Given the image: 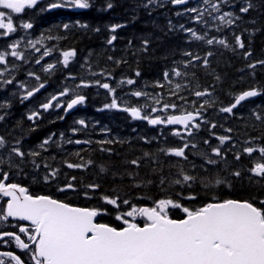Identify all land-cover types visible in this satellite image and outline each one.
<instances>
[{
    "label": "trees",
    "instance_id": "16d2710c",
    "mask_svg": "<svg viewBox=\"0 0 264 264\" xmlns=\"http://www.w3.org/2000/svg\"><path fill=\"white\" fill-rule=\"evenodd\" d=\"M48 2L53 3L55 0ZM123 2H129L130 4L145 2L147 4L151 3L153 6L147 7L144 11L145 14L140 16H138V10L134 8H128L123 12L124 16L122 18H130L135 29L142 25L143 32L140 34L138 32L134 33L132 37L136 40L143 38V41L138 44H144L143 46L136 44L134 54L129 53L130 46L128 44L123 48L124 53L122 55H113L112 73H96L97 75H93L92 72L89 73L77 68L74 62L69 63L68 67H63L59 56L52 57L50 58L51 61L47 62H55L53 63L56 65L55 67L66 76L64 83L74 90V96L86 92V95H83L89 99L91 111L100 107L105 108L106 104L111 103L113 94L110 98L106 90L101 89L94 83L96 80L104 83L108 77L112 79L111 86L116 88L115 96L118 98L117 102L121 109L124 107H142L145 103L158 109L162 108L165 102L177 104L176 109L169 108L165 110L164 116L181 115L185 110L195 111L204 100L210 99L211 106L206 105L205 109L209 110L211 119H216V115L219 114L216 111L217 109L230 106L234 103L236 95L251 88L259 90L264 99V85H260L257 78L264 80V71L256 74L258 82H254L251 80L254 75L248 68V65L255 60L264 59L260 55L264 49V0H229V3L221 4V12H233L240 17L231 26L213 21V17L220 14L215 12L211 16L208 12H204L203 20L207 21V24L195 22L194 19L198 13H195L194 17L186 9L195 7L200 11H204V9L211 11L210 6L204 4L203 0H192L187 5L177 8H174L169 0H151V2L149 0H113L115 8L116 4ZM246 2H250L253 7L250 8L249 12L241 13L239 8L245 6ZM157 3L160 4L158 9L154 6ZM57 9L44 10L39 14H33L31 19L24 20V22L27 21L33 24L32 33L29 32L31 36L38 37L36 32L41 33V31L48 33L43 37L42 43L36 45V48L40 49L39 52L42 53V51L49 48L56 53H62L65 50H75L76 52L79 43L81 48L84 49L92 45L93 40L90 41L87 35L82 34L81 38H75L72 26L63 32V22L59 19ZM157 11L158 13H156ZM114 16L117 17L116 14ZM76 20L77 16L70 14L65 17L64 23L72 22L73 24ZM181 25H183V29H181ZM217 27L221 30L218 31ZM188 28L195 30L198 35L204 36L205 39L196 40L191 38V34L184 30ZM18 29L24 31V34L27 31L19 27ZM221 34L224 35L230 47H221L217 43L212 45L206 43L207 39L211 37L218 38ZM236 35L241 37L244 44V48H240L244 52L241 56L234 54ZM145 41H147L146 45ZM142 48H144V52H141ZM88 49L94 55L90 61L97 62L101 55L100 52L95 48ZM197 49L199 52L204 53L195 55ZM254 50L258 51L257 58L253 56L245 57V53ZM18 51L24 53L25 59H18L14 65L15 68H18L16 82L30 83V80L21 69L30 66L37 68L35 61L42 54H38L32 47L27 49L26 46L21 45ZM187 53L192 55L189 56ZM196 56L199 59L194 60L193 57ZM205 58L207 59L206 65L204 63ZM84 59L88 61V58ZM189 61L191 63H188ZM43 63L44 61L42 65ZM174 68L182 73H187V75L180 77L172 75ZM165 71L170 73V78L173 81L171 85H168L167 81L164 80L163 74ZM34 72L41 77L40 82L43 83L57 81L58 79L55 78L58 76L57 74L52 78L45 77L48 75H44L40 71L35 70ZM137 72L140 73L139 76H136ZM70 76L75 77V79L69 78ZM126 79H133L135 83L129 86L119 84L121 80ZM81 80L90 83L92 86L85 89L77 88L76 86L81 83ZM61 81L63 82L62 79ZM157 81L163 83L165 87H156ZM34 82L37 81L34 79ZM176 83H180L183 87L178 90L177 95H172L171 91ZM17 90L21 91V88L19 87ZM56 90L59 91L57 88L54 93L57 92ZM136 90L151 93L153 96L159 94L161 103L154 104L150 98L132 96L130 93ZM205 90L211 93V96L197 98L194 95L195 91ZM181 96L185 97L186 100L180 99ZM250 103L247 102L242 105V108ZM6 104L8 108L9 104ZM146 111L142 108V113L145 114ZM250 113V107H247L244 113L241 114V123L237 120V117L228 115L221 117L220 115L218 121L211 122V125H216L215 128H212L211 125L208 126L207 123H201L198 130H193L192 136L182 134L183 139L173 135L170 129L159 132L158 128L148 127L146 123L134 120L128 112L120 109L82 114L74 120L76 122L84 120L87 125L86 129L74 120L66 128L73 134H77L75 137L70 138L73 142L69 143V146L76 147L75 140L90 141V143L87 145L81 143L78 146L79 150L76 151L73 148L75 152H72L70 147L58 143V139H53L47 148L60 149L62 155L59 157L55 155L48 156L47 152L39 153L37 156H32L29 152L30 155L25 157L28 158L23 163L25 170L28 169L36 177L35 179L42 183L36 184L37 188L30 187L28 189L29 193L34 196L48 195L76 207L106 210V214L99 215L96 221L116 228L124 227L122 221L116 219V215L130 210L129 206L122 203L124 199L129 200L131 204L137 207H152L154 201L171 198L185 207L193 208L210 202L213 197L220 200H251L255 197V202L258 205L259 200H264V178L262 180L254 178L253 173L249 171L253 167L252 158L243 153L244 147L254 146L250 134V131L254 129L251 127ZM160 114L162 112L151 113V116L155 117ZM10 115H5L6 119ZM202 117L205 121L208 120L205 110H202ZM12 121L6 123L9 135L3 136L6 142L5 147L18 146L26 151L29 144L40 146L41 139L33 138L29 134L31 128L23 121V118L18 117L10 125ZM73 129H77V131L73 132ZM227 129H231V131L229 132ZM13 134L14 137H12ZM261 134L263 132H260L259 140L264 138ZM220 136H229L230 140L221 145L218 139ZM205 140L209 143L205 144ZM100 141H111V143H100ZM185 141L196 145L195 148L189 147L185 150L187 159L165 154L164 151H161V149L183 146ZM214 147L221 148L223 159L212 152ZM76 153H79V155H76ZM145 153H148V155L146 156ZM200 153L217 160L218 163L216 165L207 164L204 156ZM237 153L241 154L239 160L235 158ZM134 159L139 160L138 166L130 163ZM89 160L92 161L91 164L87 163ZM67 163L84 164L85 167L68 168ZM101 166L104 167L105 171H101ZM181 169L185 174L198 177L196 182H189L191 187L171 183L172 180L180 178L178 174ZM54 170H58L55 179L50 178L46 182L44 177ZM237 171L241 173L238 177L232 174ZM209 175L214 178L218 177L226 183L214 186L211 190L205 189L199 182V178ZM72 177L76 179L71 180ZM162 177L165 181L163 184L160 183ZM69 181L74 184L75 190L58 191ZM88 184H98L100 187L93 191L86 187ZM85 192H88V196L84 195ZM190 194L196 195V200L185 198ZM105 195L109 197L119 196L118 203L120 207L117 208L105 203L101 198ZM2 207L0 205V208ZM169 215L173 219H182L185 216L181 209L176 208H170ZM15 222L20 224L18 221ZM136 222L141 225L145 223L144 219L140 217H137ZM9 232H15L25 240L17 231ZM25 242L30 243L28 240H25ZM12 245L18 248L14 240L0 242V251L12 252L20 256L25 264H34L30 259L29 251L19 248L18 252L14 251L10 249ZM0 259H4L5 264H14L8 257H0Z\"/></svg>",
    "mask_w": 264,
    "mask_h": 264
},
{
    "label": "snow or ice",
    "instance_id": "6c2138e0",
    "mask_svg": "<svg viewBox=\"0 0 264 264\" xmlns=\"http://www.w3.org/2000/svg\"><path fill=\"white\" fill-rule=\"evenodd\" d=\"M151 2V0H149ZM188 0H171L174 5H185ZM204 4L209 5L211 11L204 9L200 11L198 8H188L186 11L192 13H198L195 17L197 22H203L207 24V21L203 20L204 12H208L209 16L213 12L220 13L218 16H214L213 20H219L222 25L231 26L235 23V20L240 19L233 12H221V4L229 3V0H203ZM38 4V0H0V36H8L15 33L17 28L24 30L32 29L33 24L30 22H20L18 25L14 24L12 14H22L26 9H32ZM114 5L110 2L107 3V8H112ZM69 7L75 9H89L91 7L89 0H55V2L48 5V9ZM253 5L250 2H246L245 6H241L239 11L241 13L249 12ZM42 11L46 9H41ZM86 27V25H81ZM67 29L69 25L65 24ZM122 25L111 26V31L115 32L117 28ZM183 29V25L180 26ZM186 32L191 33L192 37L196 40H204L205 37L198 35L197 32L191 28L184 29ZM217 30H221L217 27ZM21 40L8 45L11 51H0V65H7L9 62L6 59L8 56L14 57L19 60H24V53L18 51ZM117 37L115 35L107 41L108 44H112ZM43 37L35 41L29 40L28 43L35 51L39 52L40 49L36 48L37 44H41ZM218 43L225 47H230L226 39H217L212 37L206 40L208 45ZM235 43L239 48H244V44L239 35L235 36ZM147 41H145V45ZM52 49H46L41 57L35 61L36 64H40L44 57L51 54ZM62 64L64 67H68L70 61L75 57V50L62 51ZM191 56V53H187ZM211 55V53H209ZM251 55L250 52L245 53V57ZM109 59H112L109 57ZM194 60L199 59L198 56L193 57ZM119 63V62H117ZM188 63H191L189 61ZM205 65L207 59L204 60ZM259 64H264V61H258ZM55 67L54 64H47L43 68L44 72H50ZM187 67V65H185ZM249 68L255 69L256 64L248 65ZM8 71L7 67L0 70V77ZM97 75L96 73H92ZM29 77H33L39 83L27 89L25 84L21 82L19 87L24 89L23 100H28L36 93L40 92L45 87V84L41 81V77L35 72H29ZM140 73L137 72L136 76ZM164 80L168 85L173 83L170 78V73L164 72ZM172 75L180 77L187 75L182 73L178 69L172 70ZM254 75V73H253ZM75 79V77H69ZM12 79L3 80L2 85H10L13 83ZM95 85L107 90L108 93L113 94V99L110 104H106L105 108H118V98L115 96L116 88L112 87L109 83H101L100 80H96ZM135 81L133 79L121 80L120 85L127 84L133 85ZM90 83L81 80V83L76 87H90ZM156 87L163 88L165 85L156 82ZM183 86L180 83H176L171 94L177 95L178 90ZM73 89L65 87L58 95H53L51 98L41 104V108L44 111L50 108H63L65 113L72 110L75 106L81 105L85 102L86 97L84 95H75L70 101L61 102V97L68 96ZM132 96L140 98L146 97L152 99L154 104H160L159 94L153 96L151 93L141 90L132 91ZM260 94V91L256 88L243 91L241 94L236 95L234 103L230 106L221 107L220 112L232 113L242 101L247 98L256 97ZM194 95L197 98L204 96H211V93L205 91H195ZM182 100H186L185 97H179ZM195 103V102H194ZM209 100H204L200 107L195 111L185 110L181 115H166L155 117L151 116V113L164 112L165 110L172 108L176 109L178 106L175 103H163L162 108H156L145 103L142 107H124L121 110L129 112L134 119H144L150 125H182L187 131L188 136L193 135V130H198L201 127V123H207L202 117V110H206L205 106H211ZM66 105V106H65ZM5 105H0L3 107ZM142 108L146 109L144 115H142ZM39 116V112H33L28 116L29 120H34ZM63 119V117H60ZM256 118L262 119L260 115ZM4 119V116L0 115V121ZM200 120L201 123L196 121ZM76 123L87 126L84 120H79ZM212 128L216 125L212 124ZM77 129H73L76 132ZM231 131V129H227ZM175 136L183 139L182 133L178 130L172 133ZM63 138V134H61ZM219 142L223 145L226 141L230 140L229 136L218 137ZM51 140V137L43 141L41 147L47 145ZM67 143L73 141L68 140ZM19 142L17 141V144ZM75 143H90V141H79ZM100 143H111V141H100ZM205 144L209 141L205 140ZM250 143V142H249ZM5 140L0 137V148L5 147ZM189 147L195 148L194 143L185 141L183 146L161 149L165 154L174 155L175 157H181L187 159L185 150ZM212 152L221 157L222 152L220 147L212 148ZM254 152H258L261 159H264V146H247L243 148V153L251 156ZM11 153L23 158L25 153L21 151L18 146L11 148ZM32 156H37L39 153H30ZM204 156L206 163L210 165H216L217 160H213L206 156L204 153H200ZM79 155V153H76ZM147 156L148 153H145ZM241 154H236V160L240 159ZM2 163V161H0ZM35 163V161H33ZM91 164L92 161H87ZM131 164H139L138 159L130 161ZM39 167V165H37ZM47 167V166H46ZM68 168H82L84 164L67 163ZM101 171H105L101 166ZM254 175L264 177V162H257L255 166L250 169ZM2 172V170H0ZM58 170L52 171L49 175L44 177L47 182L50 178L55 179ZM234 176H240L239 171L232 173ZM179 177L171 181L175 185H187L191 187L189 182H196L198 177L185 174L183 169L179 172ZM9 173L2 172V178H0V197H7V201L4 206L0 208V222L8 221L9 218H16L18 221L30 222V226H19V232L27 236V240L30 243L25 242L20 235L15 232L3 231L0 232V239L3 237H12L19 249L30 252V259L34 264H264V200H259V203L255 202L256 198L251 200H235V199H217L212 198L210 202L202 204L200 207H185L177 201L171 198H162L154 201L152 207H137L130 203L129 200L124 199L122 203L129 206L130 210L121 212L116 215V219L122 221L124 227L116 228L105 223H98L96 218L99 215L106 214V210L87 207H76L64 201L54 199L48 195H31L26 187H23L17 183H6ZM72 177L71 180H75ZM164 178H161L160 183L163 184ZM199 182L205 189L211 190L214 186H219L226 181L212 176H204L199 178ZM151 183V181H149ZM88 189L95 191L100 186L98 184L86 185ZM75 190V186L69 181L64 187L58 189V191ZM88 196V192L84 193ZM102 200L117 208L120 207L118 200L119 196L109 197L107 195L101 197ZM186 199L196 200V195L190 194ZM176 208L181 209L185 214L182 219H173L169 215V209ZM137 217L143 218L145 223L143 225L136 222ZM34 245V247H32ZM0 256L10 258L14 264H25L20 256L15 255L12 252L0 253ZM0 264H5L4 259H0Z\"/></svg>",
    "mask_w": 264,
    "mask_h": 264
},
{
    "label": "flooded vegetation",
    "instance_id": "af4514ba",
    "mask_svg": "<svg viewBox=\"0 0 264 264\" xmlns=\"http://www.w3.org/2000/svg\"><path fill=\"white\" fill-rule=\"evenodd\" d=\"M48 1L52 2V0H38V4L34 8L26 9L25 12L22 14H12L14 24L18 25L20 22H24V20L31 19V16L33 14L41 13L42 12L41 9H46L45 11L56 10L57 8L48 9V5L51 4ZM108 2L109 0H89V3L91 5L89 9H75V8H69V7H61L57 9L59 11V19L61 22H63V26H62L63 32L66 29L64 25L67 24L69 25L68 28H70L71 26L73 27L75 38L76 37L81 38V35L84 34L90 38L89 39L90 41L93 40V42L91 43L92 45L87 46L85 49L81 48V44L79 43V47L77 46L76 55L70 61V63L74 62L77 68L87 71L89 73L91 72L97 73V74L112 73L113 72L112 70L113 57L115 55L116 56L122 55L124 53L123 48L128 46V44L130 46L129 53L130 54L135 53L136 44L142 42L143 38L136 40L134 37H132V35H134V33H137V32L138 34L142 33L143 28H142V25H139L137 29H135L134 24L130 18L128 19L122 18V16H124L123 12L126 11V9L128 8H134L138 10V16H140V15L145 14L144 11L147 7L153 6V4L151 3L147 4L145 2L134 3V4H130L129 2H123L121 4H116V8H115V4L113 3V0H110V2L114 6L109 9L107 8ZM169 2L174 8H177V6L175 7L174 4L171 3V0H169ZM189 2H192V0H190ZM185 5H182V6H185ZM154 6L157 7L158 9V7H160V4L157 3V4H154ZM156 13H158V11ZM70 14H72L73 16H77V20L74 21L73 24L72 22L64 23L65 17ZM115 14L117 17L114 16ZM190 14L195 17V13L190 12ZM194 21L197 22L195 19ZM213 21L220 22L219 20H213ZM81 25H86V27H82ZM113 25H122V27L117 28L115 32H112L110 29H111V26ZM0 31H3V30H0ZM30 31L31 29H28L27 31H25V34H24V31H19V29L17 28V31L15 33L9 34L8 36H0V51H5V50L11 51V49L8 48V45L15 42L16 40H21V38L23 39L20 45L26 46L27 49H30L31 45L28 43L29 40L35 41L48 34L43 31H41V33L36 32L38 37H34V36H31L32 31L31 33H29ZM113 35H115L117 39L113 41L112 44H108L107 41ZM191 38H193L192 35H191ZM217 39H225V37L223 34H221ZM143 44L144 43L138 44V46H143ZM217 45L224 47L223 45H220L218 43ZM88 48H95L96 50L100 52L101 55L99 56L100 58L97 60V62L90 61L92 60L94 55H93V52L91 50L89 51ZM114 51L116 52V54ZM196 51L197 52H195V55L204 53V52H199L198 49ZM141 52H144V48L141 49ZM249 52L251 53V55L249 56H253L257 58L258 51L254 50V51H249ZM37 53L40 54V52H37ZM243 53L244 52H242L240 48L236 45L234 54L236 56H241ZM260 55L262 56V58H264V49H263V52L260 53ZM56 56H59L60 60L62 61L61 53L51 52L49 56L44 57V59L41 60L40 64L35 63L37 68H34V66L32 67L30 66V67H25L21 69V71H23L26 77L30 80V83L28 82L24 83L27 89H31L32 87L36 86L39 83L38 81L34 82V78L29 77L27 75L29 72H34L35 70L40 71L44 75H48L45 77H52V78H54L55 74L58 75L55 77V78H58L57 81L44 83L45 87L41 89L40 92L36 93L33 97L29 98L28 100H23V101H22V96L24 95V89H21V91L17 90V88H19L20 83L16 82V78H17L16 74L18 72V68H15L14 66L18 59L8 56L6 59L8 60L9 63L7 65H0V70H3L5 67H7L8 69V71H6L4 75L0 77V82H2L3 80L12 79L13 77H15V79L13 80V83L10 85H2V83H0V105H5L3 107H0V115L4 116V119L0 121V124L2 125L0 127V137L9 135L8 128L6 127L7 122L12 121L13 119V121L10 122V125H11L15 120H17L18 117H21L23 118V121H25V123L28 124V126L31 128L29 134H31L33 138L41 139L40 146H33L29 144V148L26 149V151H24L25 149H21V151L25 153L23 158L16 156L14 153H11L12 147L0 148V161H2V163H0V170H2V172L9 173L8 180L5 181L6 183H17L23 187H26L27 189L33 186L37 188L38 186H36V184H42V183H39L35 179L36 177L33 176L30 173V171H28V169L25 170V166H23V163H25V160L28 159L25 157L30 155L29 152L31 153L47 152L48 156L55 155L56 157H59L60 155H62V153L60 152L61 151L60 149L58 150L49 149L47 148V146L53 139H58V143H62L65 146L70 147L69 146L70 144L67 143L66 141L68 139L70 140L72 136L75 137L77 134L76 133L73 134L71 131L66 130V128L69 127L70 122H72L74 118H77L78 116H81L82 114H88V113L92 114V112L98 113L100 111L107 112L113 109V108L100 107L99 109H93L91 111L89 108V101H88L89 99L85 96L86 97L85 102L81 104L76 109V111H74L71 115L65 116V111L63 108H50L49 110L44 111L40 107L41 104L47 102L51 98V96L58 95L59 92H61L65 87H68L64 83V80H66V76L60 70H58V68L54 67L50 72L43 71V68L46 67L48 64L47 62L51 61L50 58L56 57ZM109 57H111L112 59H109ZM84 58H88V61L85 60ZM43 61L44 63L42 65ZM61 61L60 63L62 64ZM260 61H264V59ZM257 62L258 60H255L252 63V64H256L255 69L248 67L250 69V72L252 74L254 73V76L251 78V80H253L254 82H258V80H256V74L258 72L264 71V64H259ZM53 63L55 62H51V64ZM257 78L259 79L260 85H264V80L259 77ZM61 79L63 80V82L61 81ZM105 81L109 83L110 85L112 84L111 77H108ZM57 88L59 89V91L56 90L57 92L54 93V90ZM68 88L72 89L71 87H68ZM85 88L87 87H81V89H85ZM80 94L86 95V92H83V94L82 93ZM108 94H109V97L112 96V94L110 93ZM74 97H75L74 92L71 91L68 96L61 97L60 99H61V102H66V101H70V99ZM208 100L210 101V99ZM247 102H251V103L249 105H245V107L242 108V105L246 104ZM6 103L9 104L8 108L6 107L7 106ZM247 107H250V110H251L250 118H251V123H252L251 127L254 128L253 130L250 131L251 137L254 142L253 147L264 146V138H261L260 140L258 139L260 132H263V134L261 135L264 137V99L262 98V94H259L256 97H252L251 99L240 104L235 109H233V112L231 114L220 112L219 109H217L216 111L219 113L218 118L211 119L210 117L206 115V117L208 118L207 124L208 126H210L211 122L218 121V119L220 118V115L221 117L224 115L237 117V120L241 123L242 121L241 114L244 113ZM118 109L121 110L120 107ZM33 112H39V116L37 118H34V120H29L28 116ZM7 114L9 115L11 114L12 116L10 115V117L6 119L5 115ZM142 115H144V113H142ZM257 115H260L262 119L258 120L256 118ZM160 116H164V112H162ZM60 117H63V119H61ZM134 120L139 121L140 123H146L148 127L150 126V124L144 119H134ZM198 122L201 123L200 120L197 121V123ZM80 126L86 129L85 126H82V125ZM155 128H158L159 132L170 129L168 128L167 125H158ZM170 130H172V132L175 130H178L184 135L187 134L186 130H181V129H170ZM61 134H63V138H61ZM12 137H14V134ZM49 137H51L50 142L47 145H44V147H41V145L43 144V141L48 139ZM80 144L81 143L79 144L75 143L76 147L74 146L70 147L71 151L75 152V150L76 151L79 150L78 146ZM85 144L87 145L88 143H85ZM251 158L253 162V167L255 166V163L257 162H264V159L260 158L258 152H254L251 155ZM21 168H24V169H21ZM2 172H0V178H2ZM254 178L256 180H262L264 177L254 175ZM6 201H7L6 197H0V205L4 206ZM15 221L17 220L14 218H9L8 221L0 222V232L17 231L18 233H20L19 226L21 225L30 226L29 224L21 223V222L20 224H18ZM20 234L25 238V240H27V236L25 234L23 233H20ZM8 240H14V238L8 237V238L1 240L0 242H6ZM10 249H13L14 251H17V252L19 251L18 248L15 247L14 245H12ZM3 252H8V251H0V253H3ZM0 257H3V256H0Z\"/></svg>",
    "mask_w": 264,
    "mask_h": 264
},
{
    "label": "water",
    "instance_id": "95a60500",
    "mask_svg": "<svg viewBox=\"0 0 264 264\" xmlns=\"http://www.w3.org/2000/svg\"><path fill=\"white\" fill-rule=\"evenodd\" d=\"M188 2H189V0H188ZM187 2V3H188ZM175 7L177 6V7H180V6H182V5H174ZM252 97H250V98H247L245 101H247V100H249V99H251ZM245 101H242L241 102V104L242 103H244ZM80 105H77V106H75L72 110H69L67 113H65V116H68V115H71L74 111H76V109L79 107ZM239 106V105H238ZM129 115H130V113H129ZM197 121H199V120H197ZM196 121V122H197ZM152 127H156V126H158V125H156V126H153V125H151ZM169 128H178V129H184L185 130V128H184V126H182V125H167ZM6 199H9V198H7L6 197ZM14 219H16V218H14ZM17 220V219H16ZM18 221V220H17ZM21 223H26V224H30V222H26V221H20ZM5 238H8L7 236H5V237H3V239H5ZM10 238V237H9ZM3 239H0V241L1 240H3Z\"/></svg>",
    "mask_w": 264,
    "mask_h": 264
},
{
    "label": "bare ground",
    "instance_id": "6f19581e",
    "mask_svg": "<svg viewBox=\"0 0 264 264\" xmlns=\"http://www.w3.org/2000/svg\"><path fill=\"white\" fill-rule=\"evenodd\" d=\"M205 114L208 116V117H210L211 116V114H210V112H209V110L208 109H206L205 110ZM218 118V115H216V119Z\"/></svg>",
    "mask_w": 264,
    "mask_h": 264
},
{
    "label": "rangeland",
    "instance_id": "374dc122",
    "mask_svg": "<svg viewBox=\"0 0 264 264\" xmlns=\"http://www.w3.org/2000/svg\"><path fill=\"white\" fill-rule=\"evenodd\" d=\"M45 51V50H44ZM44 51H42V52H44ZM41 53V52H40ZM49 64V63H48ZM124 86H129V85H127V84H124ZM110 97H112V96H110ZM119 108V107H118ZM118 108H115V109H118Z\"/></svg>",
    "mask_w": 264,
    "mask_h": 264
}]
</instances>
